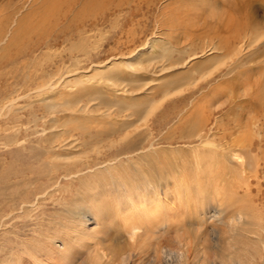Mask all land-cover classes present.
<instances>
[{
	"label": "bare ground",
	"instance_id": "1",
	"mask_svg": "<svg viewBox=\"0 0 264 264\" xmlns=\"http://www.w3.org/2000/svg\"><path fill=\"white\" fill-rule=\"evenodd\" d=\"M236 2L237 0H206V5L200 9L206 11L212 21L206 24L208 34H205L208 40L204 38L207 41L199 47L165 49L155 53L153 43L149 41L138 50L135 46L126 54L113 56L105 62H95L90 59L91 51L78 44L77 48L70 50L68 63L62 60L55 67L51 66V61L45 63L46 66L49 65V70H43L45 64L38 62L39 54L36 51L42 46L32 42L34 26L19 30L20 33L28 34L26 38L20 35L17 37L20 41L26 39L24 43L28 47L20 52L25 56L32 54V60L25 65L29 69L18 70L13 82L4 88L3 98L0 100V119L9 122L11 116L22 114L30 107L32 109L34 97H44L45 109L43 113H31L27 126L21 125L20 118L14 119V124L6 128L0 123V131H4V138H0V149L10 150L17 146L18 150L19 147L27 150V140L39 130L41 136L46 138L38 145L44 146L43 152H38L36 156L41 159L43 153L44 159L38 161L39 167L34 168L23 162L20 165L10 162L8 165L5 164L7 156L0 154L4 158H0V171L5 169L7 172L3 176L5 182L12 173L13 177L17 175L15 178L20 181L23 179L27 185L18 189V193L15 192L17 196L9 194L8 198L0 201V264L71 263L70 260L74 258L73 250L87 247L85 236L96 231L89 229L91 219L102 225L109 213L125 219L126 230L132 236L142 237L147 233L148 223L143 226L133 218L128 219L131 215L128 210H132L134 205L143 210L149 206H156V210L165 207L159 203L170 199L167 193L170 192L171 185L175 186L173 188L176 193L183 194L184 197L186 195L189 203L201 200L203 210L208 208L211 213L214 212V221L222 218L223 211L231 212L226 226L228 232L235 236H231V241L235 243L236 240L238 249L228 258V262L222 261L221 264H264V192L260 189V182L264 181V153L261 157L258 155L264 149V80L258 81L260 86L253 88L252 92L249 89L244 92L251 97L249 109L254 113L249 120L240 118L243 114L241 111L236 113L239 108L237 106L234 117L217 115L232 111L234 105L218 109L212 107L225 96L221 87L228 83L231 76L232 79L242 77L241 73L249 72L254 67L255 70L258 64L264 62V33H260L261 27L257 23L259 10L247 3ZM151 3L152 0H67L63 17L71 14L76 24L87 19L95 27L99 24L98 21L111 16L113 12L126 9L130 14L126 23L132 26L128 29L130 33L136 32V27H139L138 19L135 18L143 13L144 7L149 8ZM226 8L228 11H224ZM224 16L226 22H223ZM13 22H18V19ZM11 26L14 25L9 28ZM9 30L0 31V50ZM43 31L45 30H40ZM13 32L14 30L12 35ZM86 32L84 30V33H79L80 42L87 40L84 39ZM15 41L12 40L9 45H13ZM45 42L43 45L51 46L48 41ZM177 51H180V55L174 59L173 54ZM204 57H208L206 62L204 59L198 60L185 75L159 82L161 72L183 64L187 58L194 61ZM87 62L91 63V68L83 67ZM207 62L216 63L214 70H206ZM223 66H227L226 70L220 71ZM261 70L264 73V66ZM203 81L205 83L201 85ZM97 83L101 84L98 85L100 88L95 87ZM193 85L201 86L187 96H179L183 98L171 105L168 116L162 112L158 120L159 128L155 122L146 119L166 98H171L174 94L182 95L184 86ZM142 89L147 94L144 100L127 99L126 93ZM111 90L115 92L114 95L110 93ZM158 95H162V100L158 101L160 105L155 106ZM22 100L29 102L22 105ZM91 101L95 103L90 105ZM237 105L240 106L239 103ZM125 110L129 112L125 113ZM45 112L51 116L49 119L45 117ZM40 121L41 129L38 128ZM88 121L95 124H85ZM255 133L261 138L254 137ZM175 138L196 142L192 149L180 151V163L166 156V147L158 146L167 142L173 144L176 142ZM30 147L32 150L37 148L32 145ZM178 150L179 148L175 149ZM75 152L84 155H71ZM229 162L235 164V171L227 165ZM172 173H178L173 184L169 181ZM29 174H36L38 177L27 179ZM59 178L66 179L71 184L79 181L80 187H83L74 192V195H79L82 205L77 203L74 209L72 232L71 228L61 232L59 227H55L49 233L57 230L58 235L50 237L49 233L42 235L33 232L32 239H23L10 226L11 223L7 225L9 216L14 211L11 208L20 205L27 212L24 211L25 214L30 216L36 208L34 203H30V197L49 188L51 185L46 182ZM251 178H256L258 182L255 194L252 192ZM26 180L29 182L26 183ZM63 184H57L56 187L67 189ZM211 188L215 193L209 191ZM215 195L217 202L212 201ZM94 205L97 206L95 212ZM165 225V222L162 226H152L149 223L153 229ZM17 239L25 247L24 251L18 249ZM171 256L176 257L179 263L182 260L188 262L190 258L189 253L180 249L172 250ZM59 259L61 262H58ZM102 259L101 257L98 261ZM156 262L164 264L159 255Z\"/></svg>",
	"mask_w": 264,
	"mask_h": 264
},
{
	"label": "rangeland",
	"instance_id": "2",
	"mask_svg": "<svg viewBox=\"0 0 264 264\" xmlns=\"http://www.w3.org/2000/svg\"><path fill=\"white\" fill-rule=\"evenodd\" d=\"M237 2L240 4L247 3L251 7H256L259 10L257 23L260 24H258L259 28L261 27L260 33H264V0H237ZM65 3H67V0H0V31H7V29H10L6 34L7 36L3 39V48L0 50V100L3 98V92L5 90L4 88L8 87V85L13 82L14 76H16L19 72L18 70L26 71L29 69V67H26L25 65H27L29 61L32 60L30 59L32 58V54L25 56L23 53H21V49H27L28 47H26V43H24L26 39L20 41V39L17 37L20 35L23 38H26L28 34L25 32L20 33L19 30L27 29L31 25L34 26L32 42L34 44H38L39 47L40 45L42 46L36 51V54H39L38 62H43L42 65H44L45 63H50L51 61V66L55 67V65L61 63L62 60L67 61L70 50L77 48L78 44L83 45L84 48L91 51L90 59L94 60L95 62H105L107 60H111L113 56H119V54L121 55L123 53L126 54L130 52L135 46H137L136 50H138L145 44V42L149 43V41L153 43V51H155V53L163 52L165 49L184 50V47H199L208 40V36L206 35L208 34L206 24L212 21L207 16L206 11L200 9L203 5H206V0H152L151 6L149 8H143L142 12L144 14L140 13V16L135 18L138 19L137 24L139 23V27H136V32L129 33L128 29H131L132 26L126 23L130 15L126 9H122L120 12H113L114 14L111 16L109 15L110 17L108 16L107 18L98 21L99 24L94 27V24H92V22L87 19L83 23L78 22L76 24V22L72 20L71 14H69L66 18L63 17ZM198 7L201 12L198 10ZM224 11H228V9L226 8ZM26 13L30 14L28 15ZM25 16L28 17L25 18ZM223 18V22H226V16ZM14 19H18V22H13ZM10 25L14 26L9 28ZM41 29L45 30L46 32H40ZM11 30H14L13 35ZM84 30L87 31V36H84V34L83 36L84 39L87 40H83V43L79 41V33H84ZM132 34L135 35L132 36ZM127 35L128 37L126 38L125 36ZM133 37L136 38L132 40ZM128 38L129 41L127 40ZM12 40L16 41L13 43V45H11V43L9 45V42ZM45 41H48L51 46L49 47L43 45L46 43ZM179 52L180 51L174 52V59L180 55ZM188 59L189 58H187L183 64H179L178 66H174L173 68L161 72L162 75L160 76V79H158L159 82H165L173 78L176 79L178 76L185 75L194 67L198 60L201 61L204 59V62H206L208 57L197 58L194 61H189ZM215 64L216 63L207 62L205 64L206 70L208 72L214 70L216 67ZM48 66L49 65L46 66L45 64L43 66L45 69H42L49 70L50 68L47 69ZM87 66L91 68V63L87 62L83 67ZM263 66L264 62H261L257 65L258 68L255 70L254 67L251 68L252 70L250 69L251 71L249 72L241 73L242 77L237 76L232 79L231 76L230 80H228V83L222 85L223 87L221 88L223 91H225V96L221 97L219 101L212 106L213 109L234 106L232 111L229 110L226 113H218L217 115L220 117H234V110L239 107L237 108L238 110L236 113H240L241 111V114H243V116H240L241 119L243 118L245 121H247L252 117V114L254 113L252 111L250 112L249 109L251 97L249 95H245L244 92L247 89L252 92L253 88L260 86L257 84V82L264 80V73L261 70ZM226 68L227 66H223L220 68V71H225ZM31 69L32 68H30V70ZM216 72L218 73L219 70ZM204 81L201 83V85H204ZM98 85L101 86L100 83H97L95 87L100 88ZM201 85L184 86V94H174L171 98H166L164 102L161 103V105L158 101L162 100V95H158V103H155L156 105H154L160 106H158V108L156 107L157 109H154L150 113L151 115L148 114L146 119L150 120L151 122H155L156 127L159 128L158 120L161 116V113L164 112V114L168 116L171 113L169 110L172 108L171 105L178 101L179 98H183L179 96H187L189 93L197 91L198 87ZM104 90L106 91L107 88ZM110 93L112 95L115 94L113 90H111ZM249 94L251 93L249 92ZM146 95L147 94L143 89L135 91L134 93H126L127 99H131L130 101L144 100ZM34 99L35 101L32 104V109L30 107L24 110L22 114L16 115L18 118L15 115L11 116L9 122L0 119L1 126H3V128L12 126L14 124L13 122L19 118L21 119V125H29L31 113L35 111L43 113L45 109L43 107V101L45 100L43 96L42 98L34 97ZM28 102V100H22V105H27ZM94 103L95 102L93 101L89 102L90 105ZM236 103H239L240 106ZM128 112L129 110H125V113ZM45 113L47 114V112ZM46 114L45 117L49 119L51 116L48 114V116H46ZM39 123L38 125L41 127L38 126V128L41 129L42 123L41 121ZM46 123L47 121H45V124ZM85 124L94 125L95 123L88 121ZM40 131L41 130L34 132L29 140H27V146L29 145L27 150H23L21 147H19L20 149L18 150L16 149L17 146L10 148V150L0 149V154L7 156L5 159V164L8 163L9 165L11 162L20 165L23 162V164H29L28 166H33L34 168L37 166L39 167L38 163L40 162L38 161H43L41 160L44 159L42 156L43 153L41 155V159L37 158L36 156L38 155V152H43L44 146L39 147L38 145H40V143L43 142V139L46 138L41 136ZM47 132L49 133L50 131ZM3 133L4 131L1 130V139L4 138L2 137L4 136ZM254 137L258 139L261 138L259 135H257V133H255ZM185 140L175 138L174 141L176 142L173 144L167 142L158 146L166 147V156L169 159L171 158L172 160L180 163L181 161L179 160L182 155L180 151L185 149L190 150L195 146L194 143H196L192 142L193 140H190L189 142L187 140L186 142ZM30 145L36 146L37 148L32 150ZM176 148H179V150L175 151ZM263 153L264 149H262V153L260 151L258 155L261 157ZM71 155L76 157L83 156L84 154L75 152ZM0 158L4 159L3 155H0ZM227 165L232 168V171H235L236 166L233 162H229ZM0 172L2 173H0V201L8 198V196H10L9 194H11V196H17L15 192L18 193L17 191H19L21 187L23 188V186H27L24 184L25 182H23V179L21 182L19 178H15L17 175L13 177L12 173L10 175L11 177L9 176L8 179L6 178L7 182H5V177L3 176L4 174L6 175L7 172H5V169L3 171L1 170ZM177 175L178 173H172V175L170 174V183L173 184L175 180L174 177H178ZM26 177H28L27 179H32L38 177V175L29 174ZM258 178L261 179L259 176ZM13 180H16V182ZM27 182L29 181L26 180V183ZM251 182L252 192L255 194L258 187L257 179L251 178ZM46 183L51 185L49 186L50 190L49 188H47L48 190L43 189L39 192V194H35L36 196L34 195L30 197V203L32 202V204L34 203V205H36L35 210L30 213V216L25 214L26 211L21 208L20 205H18L17 208H11V210L14 211L12 214H10L7 225H10L11 223L10 226H13L17 232L16 234L20 235V237L23 239H32L34 237V233L46 235L49 233L50 229H54L55 227H59L61 232L69 231L70 228L71 232L73 230V224H71L73 212L77 206V203L81 202L79 201L81 200L78 197L79 195H74V192L78 189H83V187H80L79 181L71 184L69 181L62 178H59L58 180L54 179L53 181H48ZM57 184L66 185L67 189L62 187L58 189L56 187ZM173 187L175 186L171 185L169 189L170 192L167 193L168 198L170 199L165 200L163 203H159V205L165 207H161L156 210V206H149L143 210V208L134 205L132 210H128L131 214L128 219L133 218L143 226L148 223L147 233L142 237H134V234L132 236L126 230V220L120 216L114 217V214L112 213H109V215L103 219L102 225L95 223L91 219L89 222V229H95L96 231L93 233L89 232L85 236L84 242H86L85 245H87V247H80L76 248V250H73L74 258H72L70 260L71 263L68 264H157L156 258L158 255L163 259L164 264H221L222 261L228 262V258L233 256L238 249L235 244L236 240L235 243L231 241L232 234L228 232L229 229H227L226 226V221H229L228 217L230 216L231 212L227 210L223 211L221 214L222 218L218 221H214L212 217L214 212L211 213L208 208H204L203 210V203L201 200L200 202L189 203L187 196L185 195V198L183 194L176 193L175 188ZM260 189L262 192H264V181L260 182ZM209 191L215 193L212 188ZM82 193L83 192H81V194ZM45 194L46 196L44 197ZM194 194L196 195V193ZM216 195L214 198H212L213 202H217ZM135 197L137 196L135 195ZM261 201L263 203V198ZM80 204L82 205V203ZM110 208L111 206L109 209ZM209 208L212 209V207ZM95 210H97V206L94 205L93 211L95 212ZM82 211L85 210L82 209ZM146 214H151L152 216L148 217ZM164 222L166 225L164 227H159L158 229H153V227L151 228L149 226V223L152 226H162ZM58 233L59 232L55 230L53 233L50 232L49 234L51 237L55 236V234L58 235ZM232 237L235 238V236ZM18 240L20 239H17V241ZM18 242V249H21L20 251L23 249L24 251L25 247L22 246L20 241ZM57 242L61 243L59 240H57ZM176 249L185 250L186 253L190 254L188 262L182 260L179 263L176 257L172 258L171 251ZM101 257L103 259L99 262L98 260ZM58 262H61V260L59 259Z\"/></svg>",
	"mask_w": 264,
	"mask_h": 264
}]
</instances>
